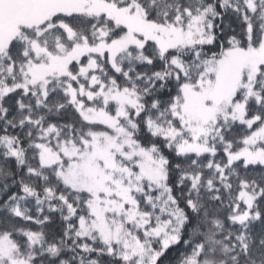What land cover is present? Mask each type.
Wrapping results in <instances>:
<instances>
[{
	"label": "snow or ice",
	"instance_id": "obj_1",
	"mask_svg": "<svg viewBox=\"0 0 264 264\" xmlns=\"http://www.w3.org/2000/svg\"><path fill=\"white\" fill-rule=\"evenodd\" d=\"M0 264H264V0H0Z\"/></svg>",
	"mask_w": 264,
	"mask_h": 264
}]
</instances>
